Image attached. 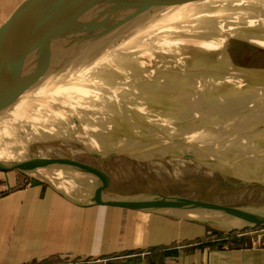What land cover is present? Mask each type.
I'll list each match as a JSON object with an SVG mask.
<instances>
[{
    "label": "water",
    "instance_id": "water-1",
    "mask_svg": "<svg viewBox=\"0 0 264 264\" xmlns=\"http://www.w3.org/2000/svg\"><path fill=\"white\" fill-rule=\"evenodd\" d=\"M248 1L264 23V1ZM178 4L172 1L161 11ZM90 8L66 12L51 29L30 31L17 41L0 64V120L18 114L23 105L29 106L28 111L51 108L53 113L69 114L68 118L79 105L95 110L157 108L171 121L187 124L191 135L207 138L209 148L250 161L264 177V67L156 48L120 22L88 26L83 14ZM38 31L41 35L32 37ZM84 77L105 82L116 97L104 92L59 96L53 90ZM48 167L41 161L0 162V170L24 171L80 203L187 216L224 231L264 225V215L240 213L183 195L84 193L67 187Z\"/></svg>",
    "mask_w": 264,
    "mask_h": 264
},
{
    "label": "crops",
    "instance_id": "crops-1",
    "mask_svg": "<svg viewBox=\"0 0 264 264\" xmlns=\"http://www.w3.org/2000/svg\"><path fill=\"white\" fill-rule=\"evenodd\" d=\"M80 6L89 7L90 0H0V64L26 33L44 27L47 31L64 13ZM145 115L146 123L176 128L168 116L162 125V117ZM60 146L50 144L59 159L84 164L77 155L91 156L85 150L66 151ZM231 169L238 175L237 181L255 175L232 167L216 174ZM15 170H0V264L68 260H92L93 264H264V234L218 240L217 230L198 219L76 202L47 183L20 177Z\"/></svg>",
    "mask_w": 264,
    "mask_h": 264
},
{
    "label": "rangeland",
    "instance_id": "rangeland-1",
    "mask_svg": "<svg viewBox=\"0 0 264 264\" xmlns=\"http://www.w3.org/2000/svg\"><path fill=\"white\" fill-rule=\"evenodd\" d=\"M172 1L157 0L153 3L145 4V6L149 7V11L146 18L143 20L139 18L138 21L140 23L136 21L138 18L134 17V11L139 9L140 5L122 8L120 6L121 0H91L89 12L87 13L86 11L83 15L85 16L86 14L85 23L88 26H101L105 21H112L115 24L120 22L124 29L132 32L131 34L135 35L136 38L146 39L151 46L156 48L184 50L203 56L220 58L239 65L264 67V45H261V43H264L263 33L235 25L230 26V28H235L236 30H230L228 29L229 26H226L217 27L208 32L177 33L171 31L162 25L168 18L166 11L171 8L164 7V11H161V9ZM201 1L204 0H198V2ZM194 8H197V5ZM202 9L203 7L197 10L198 14L200 12L203 13ZM119 14L123 16L120 18ZM83 15H81V23L84 20ZM123 19H125L124 23L122 22ZM161 22L163 23L161 24ZM228 34L239 35L240 37ZM84 83L83 79L76 80V85L72 83L67 87H61L66 88L64 91H60L59 89L61 88H59L56 93L59 96H63L65 93L68 95L69 93H88L90 91L88 90L89 87ZM63 84L66 85L65 82ZM90 89L96 93H107L110 98L116 97L115 92L111 91V87L105 82H100V80H96ZM73 90H78V92ZM50 109L44 108L43 110L44 112L47 111L45 114L53 116L54 113L52 111L48 112ZM138 113H142L144 116H138ZM145 113H149L150 118L153 119L162 117L161 121L146 119L149 122L160 121L162 125L167 122L165 111L157 108L138 107L133 110L122 111L119 109L95 110L86 106H75L71 109V117L68 118L66 116L63 122H77L80 127H85L86 124L90 126L95 122L97 126L103 127L104 136L110 139L99 138L97 140L95 138L94 141L89 140L86 142L77 140L62 142L60 144L61 150H85V152L91 154L90 157L87 154L85 157L77 155L76 158L78 160L82 159V162H85L86 165L84 163L79 168L70 167L69 171H67L68 174H65V176H62L63 171L51 159H47L45 162H51L50 164L54 165V167H50L62 173L58 178H62V182L64 181L67 187L84 193H116L135 197H143L146 194H181L221 208L226 205L245 202L264 204V190L260 191L261 188H259L264 182L262 175L259 180L251 181L249 179L246 180L247 182H242L234 180L235 176L225 178L222 174H208L195 168L187 167L183 162L188 161H182V156L189 154L192 156L199 150L197 144L206 146L198 157H203L208 151L212 150L205 144L204 140L207 138L203 139L189 135L191 128L184 122L179 123L180 121L173 123L176 125L175 129L173 127L146 123L143 121V117L147 116ZM114 114L119 116L123 114L127 117L129 115V118L123 117L126 119L116 122L111 118ZM60 116L62 115L60 114ZM57 118H60L59 114H57ZM134 118H141L142 121L134 120ZM130 124H138V127L141 128L134 127L133 130H146L145 135L137 134L129 129L128 125ZM134 133H136V136L132 135ZM113 138H118L119 140ZM123 138L127 139L123 140ZM182 140L187 143L183 147L184 149L186 148V151L184 154H177L182 149L179 148L178 141ZM173 145H175L174 151L170 152L169 149ZM79 146H82V148H78ZM31 149L34 150L33 147ZM22 156L31 158L30 155L26 154H22ZM34 157L35 155L32 156V158ZM136 158L139 160V164L144 165L133 168ZM181 164L184 166L181 167ZM129 166L130 168L127 169ZM15 172L20 177L32 178L19 169L15 170ZM254 228L246 235L254 237V235L264 234V226ZM213 229L216 228L213 227ZM84 261L86 262H83V264H91L93 262L92 260L90 262H88L89 260Z\"/></svg>",
    "mask_w": 264,
    "mask_h": 264
},
{
    "label": "bare ground",
    "instance_id": "bare-ground-1",
    "mask_svg": "<svg viewBox=\"0 0 264 264\" xmlns=\"http://www.w3.org/2000/svg\"><path fill=\"white\" fill-rule=\"evenodd\" d=\"M155 1L157 0H121L120 6L122 8H130L131 6L140 5L139 9L134 11V17L138 18L136 20L138 21L139 18L140 20H143L147 16L149 7L145 6V4L153 3ZM173 1H178L179 4L173 5V7L171 6L172 8L169 7L171 9H168V11H166V13H168L167 20L164 23L161 22V24L163 23L162 25L164 28L170 29L171 31L177 33L208 32L217 27L226 26H229L228 29L230 30H236L235 28H230V26L235 25L240 27L243 26L246 29H254L264 34V24L262 22L263 18L260 17L258 11L255 9L252 3H249L248 0H204L201 2H198V0H183L182 2L181 0ZM195 5H197V8H194ZM201 7H203V9L201 10L203 11V13L200 12V14H198L199 12H197V10H199V8ZM192 8L194 9L191 10ZM119 16L121 18L123 15L119 14ZM123 21H125V19H123L122 22ZM127 24L130 25L129 23ZM150 31L152 30L150 29ZM261 45H264V43H261ZM82 79L85 81L84 84L89 87V92H92L90 87L92 88V85H94L97 78L84 77ZM75 82L76 80L67 83L66 87L71 85L72 83L76 85ZM65 88H61L59 90L64 91ZM53 90L55 93L56 91H58V89ZM49 91L50 90H48V93ZM73 91L78 92V90ZM28 108L29 106L23 105V107L18 110V114L11 115L0 120V162L41 161L43 163H46L45 161L47 159H51V161L63 171V175L61 172H59V170L50 167H54V165L50 164L51 162L47 163L49 166L48 168L57 179L62 181V178L60 179L58 177L68 174L67 171H69L70 167L79 168L84 164L76 163L70 160L59 159V157L54 155L50 144L55 143L60 145L62 144V142H68L69 140L86 142L89 140L94 141L95 138L97 140H99V138L110 139L104 136L103 127L97 126L95 122L90 126L86 124L85 127H80L77 122H63V119H65L66 116L69 117V114L54 112L53 116H49L45 114L47 111L44 112L43 109L28 111ZM51 111L52 109H50L48 112ZM57 114H59L60 118H57ZM60 114L62 116H60ZM111 118L116 122L126 119L117 114H114ZM128 127L131 130H133L134 127L141 128L138 127V124H130L128 125ZM133 131L137 134L141 133V135H145L146 133V130ZM136 133L132 135L136 136ZM192 133L193 132H190V135ZM193 136H195V133ZM126 139L123 138V140ZM178 144L179 148L182 149L177 154H184L186 148L184 149L183 147H185L184 145H187V143L182 140L178 141ZM197 145L198 147H202L201 150L196 151L197 153L195 152L194 154H192V156L191 154L182 156V161H188L183 162L187 165V167H192L196 170H199L200 172H205L208 174H216L226 167H232L243 172L255 173V175L253 176L247 175L246 177L242 178L241 181L243 182L249 179H251V181L259 180L261 176L259 170L253 165L248 164L251 163L250 161H239L235 157H233L232 154H227L216 149L208 151L203 157H198V155L203 151L202 149L206 146H202L203 144ZM174 146L175 145H173V147L169 149L170 152L174 151ZM31 147H33L34 150H32ZM35 152H37V154H35ZM22 154L30 155L31 158H29L28 156H22ZM34 155L35 157L32 158V156ZM139 165L142 166L144 164H139V160L136 158L135 163L133 164V168L138 167ZM183 166L184 165L181 164V167ZM129 168L130 166L127 167V169ZM220 174L222 173H219L218 175ZM222 175L225 178H231L230 176H235V178H233L234 180L238 178V175L232 169L230 170V172ZM259 188H261L260 191L264 190V182H262ZM226 207L240 213L259 216L264 215V204H252L245 202L226 205Z\"/></svg>",
    "mask_w": 264,
    "mask_h": 264
},
{
    "label": "built area",
    "instance_id": "built-area-1",
    "mask_svg": "<svg viewBox=\"0 0 264 264\" xmlns=\"http://www.w3.org/2000/svg\"><path fill=\"white\" fill-rule=\"evenodd\" d=\"M261 226H264V225H261ZM258 227V226H257ZM256 227V228H257ZM252 228H246V229H243V230H233V231H224V230H217L216 232V239H220V240H226V241H232L236 238H239L243 235H246L248 232L251 231ZM255 229V228H253ZM142 253H146V251H142ZM109 259L108 257H104L103 260H107ZM83 262H86V261H83V260H68V261H58V262H55V263H52V264H83ZM90 262V261H88ZM47 264V263H46Z\"/></svg>",
    "mask_w": 264,
    "mask_h": 264
}]
</instances>
